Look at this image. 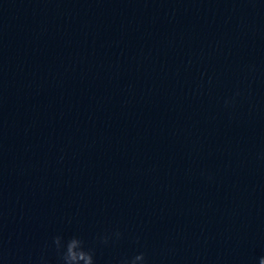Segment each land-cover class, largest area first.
Masks as SVG:
<instances>
[{
	"label": "clouds",
	"instance_id": "9594fccd",
	"mask_svg": "<svg viewBox=\"0 0 264 264\" xmlns=\"http://www.w3.org/2000/svg\"><path fill=\"white\" fill-rule=\"evenodd\" d=\"M103 242L107 243L106 237ZM52 245L58 258V264H95L94 249L88 247L79 236H70L68 238L55 236L52 239ZM144 261L145 254L141 252L131 259L121 260L120 264H139V262ZM259 264H264V257L259 259Z\"/></svg>",
	"mask_w": 264,
	"mask_h": 264
}]
</instances>
